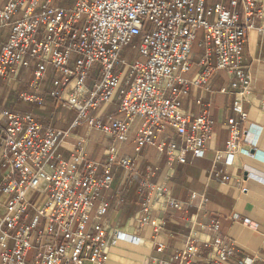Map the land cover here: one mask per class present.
Returning <instances> with one entry per match:
<instances>
[{
    "label": "built area",
    "instance_id": "1",
    "mask_svg": "<svg viewBox=\"0 0 264 264\" xmlns=\"http://www.w3.org/2000/svg\"><path fill=\"white\" fill-rule=\"evenodd\" d=\"M263 18L264 0H0V78L18 81L27 71L31 92H21L22 101L41 108L48 98L75 112L63 130L41 123L32 112L0 105L1 264H110L111 246L127 239L140 243L141 238H127L104 220L110 199L123 201L122 189L113 190L109 199L103 196L112 191L119 170L123 180L141 179V206L132 219L138 228L152 225L158 231L150 216L152 196H163L166 206L176 210L186 207L166 186L152 181L158 167L138 171V156L147 146H155L168 165L205 155L214 121L207 108L197 116L186 113L182 96L191 86L207 88L218 71L243 85L232 103L237 119L227 120L228 139L214 153L212 169L218 163L232 165L237 154H249L243 147L248 93L243 49L250 31L264 32L256 22ZM127 46L133 49L129 59ZM193 65L198 71L187 78ZM110 104L122 118L102 111ZM259 110L264 115V100ZM54 115L52 111L49 119ZM136 121L135 155L110 154L104 161L85 156L92 130L124 142ZM79 127L84 134L65 157L64 139ZM167 128L175 138L157 141ZM207 200L202 194L198 210ZM231 218L238 220V215ZM193 223L210 234L205 264H230L235 244L220 234L219 223ZM196 243L191 227L182 250L146 264H195L201 254Z\"/></svg>",
    "mask_w": 264,
    "mask_h": 264
},
{
    "label": "crops",
    "instance_id": "2",
    "mask_svg": "<svg viewBox=\"0 0 264 264\" xmlns=\"http://www.w3.org/2000/svg\"><path fill=\"white\" fill-rule=\"evenodd\" d=\"M256 22L264 26V18L257 19ZM197 60L198 56L194 55L193 61L196 63ZM243 62L246 65L245 74L248 76V93L243 102L247 121L242 124L247 130V142L243 147L249 150V154H237L232 165L218 163L215 169H212L214 153L223 150L228 139L227 120L237 119L232 110V103L234 92L243 84L225 71H218L209 80L207 88L189 87L182 96L183 110L197 116L207 108L214 121L212 132L206 140L205 155L203 157L188 155L185 164L174 162L168 165L166 157L160 154L155 146H147L138 156L140 173L145 172L147 165L158 167L152 181L166 186L171 197L188 205L176 210L166 206L163 196H152L150 216L158 226V231L155 232L156 228L152 225L138 228L132 219L141 206L143 196L140 192L141 179L133 177L132 180H123V172L119 170L113 181L112 191L103 195L109 199L113 190L122 189L123 201L120 204L115 198L110 199L108 217L111 221L108 223L122 230L127 238L136 235L141 238V242L133 244L127 239L111 246L110 264H146L150 258L170 259L184 248L185 238L191 227L196 231V244L201 253L195 257L194 263L205 264L209 248L204 243L210 239V234L193 222L208 223L211 220L217 221L220 234L235 244V251L228 258L230 264H243L245 258L253 260V264H264V115L259 110L260 103L264 100V32L252 30L248 33L244 43ZM197 71V66L193 65L186 77L191 78ZM22 73L29 72H21V75ZM13 82L14 85L9 86L10 82L8 84L0 78V105L10 111L32 112L41 123L51 126L53 121L49 117L54 111V118L63 117L66 129L69 128L75 112L55 106L51 99L45 98V105L41 108L28 103L27 108L20 109L19 94L28 91L24 90L25 88L20 90L23 81ZM87 85L90 86L91 82H87ZM221 88L227 92L220 93ZM116 109V105L110 104L103 107L102 111L114 113L122 118ZM138 124L136 121L124 142H117L95 129L92 130L87 136L85 156L91 160L104 161L110 154L117 158L135 155L134 138ZM83 134V127L70 131L62 145L65 157L75 149L78 138ZM163 138L167 141L174 139L173 130L165 129L158 135L157 141ZM225 175H229L230 180H224ZM241 187L245 190L241 191ZM192 194L196 196L193 198ZM202 194L208 200L203 208L198 210ZM233 214L238 215V220L231 218ZM245 220L249 224L245 223ZM159 243L163 246L161 250H157Z\"/></svg>",
    "mask_w": 264,
    "mask_h": 264
},
{
    "label": "rangeland",
    "instance_id": "3",
    "mask_svg": "<svg viewBox=\"0 0 264 264\" xmlns=\"http://www.w3.org/2000/svg\"><path fill=\"white\" fill-rule=\"evenodd\" d=\"M68 3L69 4H71L72 3V0H68ZM134 44H137L138 42H137V39H135L134 40V42H133ZM193 51L196 53V41L194 42V45H193ZM132 54H133V49H132V47L131 46H127L126 48H125V50H124V55H125V57L127 58V59H129L131 56H132ZM23 72H24V70H23ZM19 80L20 81H23V86H21L20 87V90H23L24 88V90H26V91H28V92H31V90L29 89V86H28V84H29V82H30V80H31V74H24V73H22V75L19 77ZM11 84H9V82H8V84H9V86H13L14 84L13 83H15V82H10ZM22 84V83H21ZM49 84V79H47L46 80V85H48ZM19 104H18V107L20 108V109H25V108H27V102H25V101H19L18 102ZM30 104V103H29ZM38 107V106H37ZM46 108V107H45ZM54 118V117H53ZM51 121H53L52 122V125H53V127H62L63 129H66V127H67V125L65 124V122H64V118L63 117H61V116H58V117H56L55 116V118L53 119V120H51ZM48 122H50V120L48 121ZM123 219V218H122ZM104 220L106 221V222H109V221H111V219H109V217H108V213L105 215V217H104ZM110 223V222H109ZM28 259H30V255H29V257H28ZM0 264H1V262H0Z\"/></svg>",
    "mask_w": 264,
    "mask_h": 264
},
{
    "label": "trees",
    "instance_id": "4",
    "mask_svg": "<svg viewBox=\"0 0 264 264\" xmlns=\"http://www.w3.org/2000/svg\"><path fill=\"white\" fill-rule=\"evenodd\" d=\"M51 101H52V103L55 105V102H54L53 100H51ZM53 104H52V105H53ZM55 106H56V105H55Z\"/></svg>",
    "mask_w": 264,
    "mask_h": 264
}]
</instances>
